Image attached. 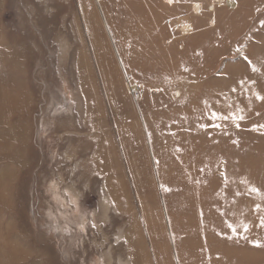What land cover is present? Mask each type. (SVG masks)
<instances>
[{
    "label": "rangeland",
    "instance_id": "374dc122",
    "mask_svg": "<svg viewBox=\"0 0 264 264\" xmlns=\"http://www.w3.org/2000/svg\"><path fill=\"white\" fill-rule=\"evenodd\" d=\"M173 1L171 6L157 0L154 10L161 24L156 43L167 52L158 56L157 47L147 43L149 50L141 48L133 58L126 1L0 0V264H115L119 258L110 252L117 245L127 247L129 230L144 233L152 264L163 246L155 237L163 230L173 264H182L172 230L174 214L182 210L175 204L182 188L171 172L180 162L162 158L171 155L167 141L188 140L200 122L227 147L225 161L212 162L220 165L213 170V184L224 181L227 204L237 196L230 191L232 183L250 166V188L243 186L238 194L245 206L243 263L264 264V178L259 176L264 166L253 165L259 159L264 164V64L254 68L250 55L264 29V3L254 8L259 0H246L245 10L255 12L245 24L244 0ZM92 4L102 34L92 25ZM174 21L188 23L191 32L184 35ZM147 28L138 35H150ZM148 57L152 61L143 63ZM77 69L81 75H75ZM80 76L100 103L102 120L112 104V172L126 189L119 198L130 221L104 236L98 233L117 213L104 181L97 183L101 193L93 198L51 172L56 157L69 149L62 128L84 105ZM253 86L258 91L250 93ZM204 106L209 113L200 115ZM211 150L218 152V144Z\"/></svg>",
    "mask_w": 264,
    "mask_h": 264
},
{
    "label": "bare ground",
    "instance_id": "6f19581e",
    "mask_svg": "<svg viewBox=\"0 0 264 264\" xmlns=\"http://www.w3.org/2000/svg\"><path fill=\"white\" fill-rule=\"evenodd\" d=\"M123 1H126L127 7L130 11L127 18H129V38L132 39L131 50L133 52V58L138 56L136 54L139 50H141V48L142 50L145 48L149 50L147 43L157 47L156 55H164L163 53L166 50L161 48L159 43H156V40H158L157 34H160L159 28L161 27V24L157 19L159 13L154 11L155 6L157 5V0H153L152 3L149 0L148 3H146L147 0ZM244 1V4L241 5V19L246 24L255 12V6L258 4H263L264 0H259L255 4L253 3L254 8L252 14H250L248 10H245L246 0ZM167 3L172 6L175 2L173 0H167ZM44 7L46 8L44 10L45 13L47 12L48 4H45ZM93 8L94 7L92 4V6H90L92 14H94L92 25L94 24V26L99 30V33L102 34V28L100 27L99 20L95 15V9ZM210 8V11H214L215 6H211ZM195 11L199 13L201 11V5L197 4L195 6ZM45 18L47 19V16ZM110 22L112 23L111 18ZM57 24L58 23H56V25ZM173 24L174 26L179 25L178 29L184 35H187L192 30L191 26L186 22L174 21ZM145 26L148 27V31H151L150 35H148L147 32L144 35H142L143 33L138 35V30L140 28H144ZM259 37L261 38L258 43V50L255 53H250V55L254 57L253 66L256 69L260 63L264 64V29L260 32ZM139 42L142 43L139 44ZM149 57H152L151 53L149 54ZM149 57L147 59H143L142 62H147V64L150 63L152 60ZM149 59L151 61H149ZM158 64L160 65L161 63L158 62ZM164 65L168 66L169 63ZM80 72L81 69H77V72L75 71V75L76 73L81 75ZM77 79L79 80L81 85L80 88L82 89V93L85 97L84 105L82 110H78L76 112L74 111L72 112L71 117H68L73 123L67 124L64 126V128H62L65 131L63 142L65 141L64 145H66V147L69 146V149L67 154L65 153L60 155L58 153L59 155L55 159L56 162L54 161V169L51 170V172H59V180L64 182L68 181L67 185H72L77 192H82L84 196L90 195L93 198L97 197L101 193V186L99 187L97 183L104 181V190L108 197L114 201V208L117 210V213L115 212V214H110L107 227H105L101 233H98L104 236L106 233H108V231H112L114 229L117 230V226L126 223L127 220L130 221L128 211L126 209L127 205L122 207L119 198L125 193L126 190L124 188V180H121V182L118 184L115 183L114 174L112 172L115 163L112 143L113 130L111 129V123L114 121L112 116V104L109 103L110 106L109 110H107V116L104 118V120H102V113H100L101 105L95 100V98L92 97V95L95 96L91 90L92 88H87L85 82L83 81V77L81 78L80 76ZM255 91H258L255 86L250 88V93H255ZM177 96L179 97L180 94ZM252 105H254V103ZM204 112L209 113L208 107H202V109L199 111V114ZM26 130L27 127L23 126L21 132L22 142L27 140L28 133ZM209 133L210 132L209 128H207V125L200 122L197 123V126H194L191 132H189L188 140L181 136V139H179L178 142L167 141V145L170 147L169 151H171V155L168 157L164 156L162 160L171 163L175 162V164L180 162V167H175L173 173L171 172V174L175 179L178 180V184H180V188H182V190L180 189L181 191L179 190L180 192L177 195L178 198L175 203L177 204V207L181 206L182 210H179V213H173V234L176 235L178 241L180 242V258L182 264L183 262L184 264H244L242 231L244 225H246V220L244 217L245 206L241 198L238 197V194L242 191L241 187L248 188V190L250 188L251 183L248 177L252 176L249 172L250 166L247 167L242 173L244 176H241L240 179H237L238 181L235 180L234 183H232L233 186L230 191L233 195L237 194V196L233 198L232 202H229L230 204H227V192L225 191L224 181L220 182L218 180L219 182H216V185L213 184L214 171L217 172L220 165L216 164L215 168V163H212L216 159H218V161H215L217 163L225 161V148L227 147L224 148L225 143L219 139L213 138V136H210ZM214 144H218V152H215V150L212 152L213 150H211V148ZM17 156L18 155L16 152V159ZM20 163V165L27 164L26 161ZM253 165L264 166L263 161L260 159L255 161ZM28 166H31V164L29 163ZM39 173L40 171H37V175ZM21 174L22 173H20V175ZM259 176L261 179H263L264 172L262 173V176L261 173H259ZM168 177L169 176L167 175L165 178ZM61 181L53 184V188L55 190L61 186ZM213 185L215 186L213 187ZM58 197L59 199H62L60 196ZM104 212H107L106 208L104 209ZM248 225H250V229H255L252 228V222H249ZM158 229L160 230V227ZM151 230L154 232V229ZM140 233L138 231L133 233L132 230L125 232V236L128 241L127 247L122 244L119 248H116L118 247L117 245L116 247H113V250L110 252L112 258H119V260H116L115 264H126L122 258H120V256L123 258H131L133 264H152L146 245V238L144 233L142 234L141 231ZM159 233L160 236L155 237V240L157 238L159 241L157 245L160 244L163 246L159 248L157 264H173V254L170 249L167 236L163 230ZM134 236L135 241L133 240ZM104 257L107 258L106 255H104Z\"/></svg>",
    "mask_w": 264,
    "mask_h": 264
},
{
    "label": "snow or ice",
    "instance_id": "6c2138e0",
    "mask_svg": "<svg viewBox=\"0 0 264 264\" xmlns=\"http://www.w3.org/2000/svg\"><path fill=\"white\" fill-rule=\"evenodd\" d=\"M261 99H264V97H260ZM253 191H255V192H259V190L258 189H253ZM262 226H264V221H262ZM233 230H235V229H233ZM246 231H247V229H245Z\"/></svg>",
    "mask_w": 264,
    "mask_h": 264
},
{
    "label": "built area",
    "instance_id": "2783aa9c",
    "mask_svg": "<svg viewBox=\"0 0 264 264\" xmlns=\"http://www.w3.org/2000/svg\"><path fill=\"white\" fill-rule=\"evenodd\" d=\"M172 25H173V27H175V29H178V27H179V25H175V26H174V24H172ZM135 94H137L136 91H135Z\"/></svg>",
    "mask_w": 264,
    "mask_h": 264
}]
</instances>
